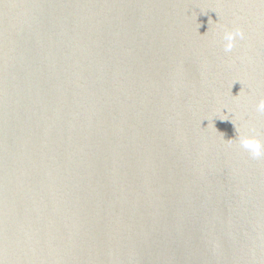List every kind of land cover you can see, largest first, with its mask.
<instances>
[{
    "label": "water",
    "instance_id": "95a60500",
    "mask_svg": "<svg viewBox=\"0 0 264 264\" xmlns=\"http://www.w3.org/2000/svg\"><path fill=\"white\" fill-rule=\"evenodd\" d=\"M261 96L264 0H0V262L264 264Z\"/></svg>",
    "mask_w": 264,
    "mask_h": 264
},
{
    "label": "clouds",
    "instance_id": "9594fccd",
    "mask_svg": "<svg viewBox=\"0 0 264 264\" xmlns=\"http://www.w3.org/2000/svg\"><path fill=\"white\" fill-rule=\"evenodd\" d=\"M221 27H222V31L220 32V35H219L221 46L225 53H230L234 49L237 39L245 38V33L243 29L240 28L239 26H236L234 28H227L224 26H221ZM231 87L232 85L229 88L230 92H231ZM254 109L257 114L264 115V96H261L256 101L254 105ZM224 119L225 118L221 120H224ZM231 123L234 125L235 130H236V138L225 140L222 135L221 138L224 140V142L228 144L229 146H231L233 143H238L239 146L242 149H244L253 159L264 158V141H261L259 135L255 134L254 128L249 126L247 130L242 131L241 128L237 127V125L234 124L232 121ZM0 264H2V262H0Z\"/></svg>",
    "mask_w": 264,
    "mask_h": 264
}]
</instances>
